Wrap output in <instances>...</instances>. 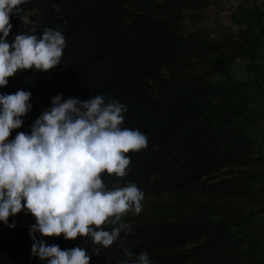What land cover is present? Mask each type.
I'll return each instance as SVG.
<instances>
[{"label": "trees", "instance_id": "16d2710c", "mask_svg": "<svg viewBox=\"0 0 264 264\" xmlns=\"http://www.w3.org/2000/svg\"><path fill=\"white\" fill-rule=\"evenodd\" d=\"M251 3L236 7L230 17L236 30L218 38L199 24L219 0L20 6L29 22L13 14L9 41L53 28L63 32L66 47L55 69L24 70L0 88V94L31 92L32 110L10 140L31 134L59 94L117 100L128 108L122 127L148 137L146 149L128 154L125 177L102 174L109 188L131 182L144 193L142 211L122 217L131 225L128 235L100 246L99 256L83 237L37 233V239L62 250L85 248L91 264H117L127 259L125 249L147 252L153 264H264V170L255 169L264 164V0ZM35 222L26 210L9 218L15 227L0 222V264H46L32 253Z\"/></svg>", "mask_w": 264, "mask_h": 264}, {"label": "clouds", "instance_id": "9594fccd", "mask_svg": "<svg viewBox=\"0 0 264 264\" xmlns=\"http://www.w3.org/2000/svg\"><path fill=\"white\" fill-rule=\"evenodd\" d=\"M26 2L0 0V88L24 70L55 69L66 47L63 32L53 28H45L39 37L18 33L9 41L13 14L29 22L20 7ZM30 100L29 91L0 94V222L8 225L10 217L26 210L36 221L30 226L33 255L46 264H91L87 249L62 250L36 234L90 239L97 246L95 256L100 246L110 248L122 232L128 235L131 225L121 222L122 217L142 211L144 193L131 182L109 188L102 174L125 177L131 165L128 154L146 149L148 137L122 127L128 108L117 100L106 102L101 95L65 100L59 94L34 122L31 134L19 132L10 140L13 130L23 126L21 118L32 110ZM106 225L113 227L105 230ZM124 252L127 259L117 264H153L147 252Z\"/></svg>", "mask_w": 264, "mask_h": 264}, {"label": "rangeland", "instance_id": "374dc122", "mask_svg": "<svg viewBox=\"0 0 264 264\" xmlns=\"http://www.w3.org/2000/svg\"><path fill=\"white\" fill-rule=\"evenodd\" d=\"M252 1L253 0H219V6L209 7L202 12L203 18L202 22L199 24V28L206 36L211 38H218L234 32L236 28L232 26L230 20L232 13L241 3H251ZM239 65H244V62L239 61ZM255 169L264 170V164L256 166Z\"/></svg>", "mask_w": 264, "mask_h": 264}, {"label": "water", "instance_id": "95a60500", "mask_svg": "<svg viewBox=\"0 0 264 264\" xmlns=\"http://www.w3.org/2000/svg\"><path fill=\"white\" fill-rule=\"evenodd\" d=\"M30 20H31V21H35V20H36V16H35V15L32 16Z\"/></svg>", "mask_w": 264, "mask_h": 264}]
</instances>
